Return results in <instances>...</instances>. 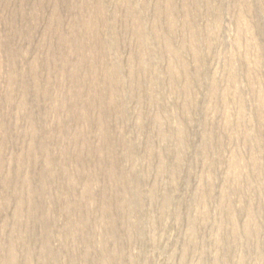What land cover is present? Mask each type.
I'll use <instances>...</instances> for the list:
<instances>
[{
    "label": "rangeland",
    "instance_id": "rangeland-1",
    "mask_svg": "<svg viewBox=\"0 0 264 264\" xmlns=\"http://www.w3.org/2000/svg\"><path fill=\"white\" fill-rule=\"evenodd\" d=\"M0 264H264V0H0Z\"/></svg>",
    "mask_w": 264,
    "mask_h": 264
}]
</instances>
